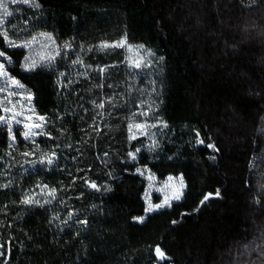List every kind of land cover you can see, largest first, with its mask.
I'll use <instances>...</instances> for the list:
<instances>
[{
  "label": "trees",
  "instance_id": "trees-1",
  "mask_svg": "<svg viewBox=\"0 0 264 264\" xmlns=\"http://www.w3.org/2000/svg\"><path fill=\"white\" fill-rule=\"evenodd\" d=\"M36 2L6 24L70 46L26 71L0 35L45 118L0 122V264H264V0ZM167 176L180 197L136 221Z\"/></svg>",
  "mask_w": 264,
  "mask_h": 264
},
{
  "label": "rangeland",
  "instance_id": "rangeland-1",
  "mask_svg": "<svg viewBox=\"0 0 264 264\" xmlns=\"http://www.w3.org/2000/svg\"><path fill=\"white\" fill-rule=\"evenodd\" d=\"M5 2L8 5V11L12 13V15L6 17L4 19V23L0 25V30L7 31L8 33V40H11L17 45H25L26 42H31L28 46H21V48L24 49V57L22 59V67L26 63L25 58H29V60H35L38 63H46L49 62L47 59L48 57L56 58L58 57L63 51L67 49L65 47V43H59L57 42L54 37L47 33V32H30L28 29L27 23L25 21L23 22V25H7L6 21L12 17L15 16V14L20 13V9L22 7L25 8H35L30 6V4H24V3H12L11 0H5ZM2 9H0V14H2ZM33 38H35L33 40ZM8 40H6V43L8 44ZM9 45V44H8ZM51 59V60H54ZM142 57L140 56L139 52L137 50H132L128 54V62L130 63V67L134 68L136 67V64L139 63L142 64ZM0 62L8 64L5 57H0ZM138 68V67H137ZM0 87H5L4 85V78L0 77ZM9 91L15 92L16 95H13L9 97V99L12 101L11 103H7L5 101V97L8 96ZM28 94L23 91V89H18L14 85L11 84L9 81L6 87V90L3 92H0V107L2 111V116L6 118L10 123H17L16 121H20V124L23 126L25 124H35V121L33 118L37 119L38 117L33 112L31 102L29 103L26 99H23L22 97H27ZM11 108V112L4 111V108ZM15 117V119H12V117ZM28 117H31L32 119L29 120ZM141 127H136V125L132 126V129L138 130ZM27 130V129H26ZM25 130V131H26ZM149 185L147 190L145 191L144 198L146 201V207L145 212L142 216L143 217L150 211H147L149 206H151L154 209H158L155 206L164 204V201L167 199L168 203L174 199H177L176 197H180L181 191H182V182L180 177L177 176H167L164 180H157L154 177H149ZM155 196H158V201L154 202L153 199ZM167 203V204H168ZM167 204H164L167 205ZM163 206V207H164ZM161 208V207H160ZM136 217V218H139ZM136 221H139L136 219ZM140 222V221H139Z\"/></svg>",
  "mask_w": 264,
  "mask_h": 264
},
{
  "label": "snow or ice",
  "instance_id": "snow-or-ice-1",
  "mask_svg": "<svg viewBox=\"0 0 264 264\" xmlns=\"http://www.w3.org/2000/svg\"><path fill=\"white\" fill-rule=\"evenodd\" d=\"M12 3H24V4H30V6L32 7H35V8H39L40 5L39 3L36 2V0H11ZM0 9H2V14H0V25H2L4 23V19L10 15H12L11 12L8 11V5L7 3L5 2V0H0ZM25 23H27V21H25ZM0 35H3L5 40H8V33L7 31H3V32H0ZM35 38H33L34 40ZM8 44L10 47H21V46H28L31 44V42H26L25 45H17L15 44L14 42H12L11 40H8ZM70 45H65V47H69ZM125 46H128V47H131L130 45H126V40H122L116 44H107V43H102L99 47L101 48V50L103 49H107V48H111V47H125ZM139 48H143L144 46L143 45H140L138 46ZM0 57H5V59L7 60L8 63H11V60L10 58H7L6 57V54L3 52V51H0ZM47 59L49 62L51 61V59H54L52 57H48V58H45ZM163 59V58H161ZM26 60V63L23 65V68L26 70V71H33L35 70L38 66L42 67L44 66L42 63H38L37 61L35 60H29V58H25ZM74 63H82V61H74ZM136 67H140V64L137 63L136 64ZM61 75H63V73H61ZM0 77L4 78V85L5 87H0V92H3L6 90V87H7V84L8 82L10 81L12 85H14L16 88L18 89H22L24 86L22 84H20V82L18 80H16L15 78L11 77L9 75V73L7 72L6 68H5V63L4 62H0ZM13 95H16L15 92H11L9 91L8 93V96L5 97V101L7 103H11L12 101L9 99V97L13 96ZM23 99H26L29 103L31 102V94H29L27 97H22ZM97 107H100V108H103L104 107V103L101 102L99 105H97ZM4 111L6 112H11L12 109L11 108H7L5 107L4 108ZM34 111V110H33ZM12 119H15V117L13 116ZM29 120H31L32 118L31 117H28ZM38 120L39 121H44L45 118L43 116H40L38 117ZM0 122H3V123H7L8 126H9V131L11 132V123L6 120L5 117L3 116H0ZM17 123H20V121H16ZM24 127L27 129L24 133H23V136L24 138L27 140L29 138H31L32 136H35V135H39V134H42L40 131H36V130H39V129H42L43 125L41 123H35V124H25ZM136 127H142L141 125H136ZM132 129V125H129V130L131 131ZM135 138V137H133ZM13 140H15V137H13ZM201 143H203V141H200ZM208 147H214V145H208ZM28 153H25V155H27ZM53 155H55L53 153ZM48 163H52V160L49 158L48 159ZM93 188L96 187V185L93 183L91 185ZM211 194H209L208 196H205L204 197V200L207 201L209 199V196ZM217 195H219V193H217ZM177 199L179 197H176ZM23 203L25 204H30L32 203L33 201L31 200V198H25L23 201ZM168 201L167 199L164 201V204H167ZM203 203V201L201 202ZM164 204H161V205H156L155 207L156 208H160V207H163ZM153 208L151 206H149V208L147 209V211H152ZM138 219L139 221H143V217H139V218H136ZM156 254L160 257H163L164 256V253L161 251V249L159 247L156 248Z\"/></svg>",
  "mask_w": 264,
  "mask_h": 264
}]
</instances>
